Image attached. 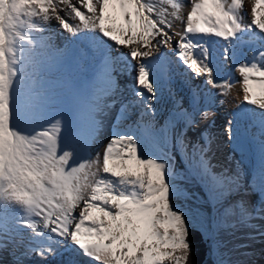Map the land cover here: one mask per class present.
Segmentation results:
<instances>
[{
  "label": "bare ground",
  "instance_id": "bare-ground-1",
  "mask_svg": "<svg viewBox=\"0 0 264 264\" xmlns=\"http://www.w3.org/2000/svg\"><path fill=\"white\" fill-rule=\"evenodd\" d=\"M178 1L134 0L132 6L127 8L120 0L114 9L112 0H61L51 6L49 17L52 20L47 16L42 20L45 30L50 28L45 35L51 38L55 36V49L47 50L50 61L43 68L49 81L48 92L46 96L32 94L33 98L39 99L40 109L31 119L35 126H40L43 121L41 112L60 100V93L51 91L59 87L54 83L61 80L65 82L64 92L71 108V117L59 120L56 125L61 131L64 146L56 149L57 158L53 160L56 168L52 178L47 180L39 172L38 178L21 195L0 190V264H41L42 256L47 254V258H50L51 254L47 252L50 249L49 240L56 243L58 233L63 237V243L58 244L60 249L67 248L73 255V260L66 264H88L90 260L94 263L92 254L97 256L99 264H129L131 259L134 260L133 264H165L166 260L178 264L179 257L183 260L185 242L175 243L174 248H170V255H165L169 239L161 238L158 221L154 220L149 210L145 211L147 204L141 197L142 183L146 177L134 171L138 164L137 157L146 152V157L162 160V149L163 146L168 147L171 129L174 133L171 151L178 153L181 149V124L188 120L190 115L187 113L191 106L198 107L196 90L192 93L190 89L183 90L182 87L183 81L187 87L190 84L192 71L197 75L195 79L198 83L206 81L202 84L207 85L209 92L216 72L223 71L227 77L225 84L214 87L223 90V93L215 94L218 96L215 102L209 100L205 93L199 98L200 109L206 113L199 116L196 124H205L211 109L222 110L233 102H239L240 110L248 108L251 102L264 110V49L255 48L263 53V58L259 59V67H254L241 58L244 47L240 48L239 42L234 46V34L240 32L237 27L244 25L251 39L255 38L264 47V0H229L232 4H228V0H191V3L190 0H182L185 8L192 5L187 21L182 16L186 10ZM234 1L237 2L235 5ZM72 8H77L74 14ZM246 14L250 20L248 24L242 18ZM97 15H100L98 20ZM208 17L212 22L206 21ZM169 24L174 25L175 34L179 37L199 34L197 40L204 39V44L196 46L192 54L187 53L184 57L192 60L194 56H200L203 65L210 66L207 74L192 64L189 70L186 69V76L176 75L170 81L148 72L151 57L165 45L169 51L175 47L172 34L165 40L159 36V32ZM212 41L222 44L221 51L218 49L220 53H217L221 63L216 62L212 53L210 57L208 53L195 52L203 45L206 52L210 51L207 46ZM111 50L117 52L116 62L108 57ZM237 57L240 68L231 63ZM113 65L120 70L122 77L112 72ZM236 69L238 72L234 74ZM123 82L126 85H122ZM179 91L186 98L183 102L178 100ZM146 99L149 101L145 106ZM131 102L136 113L132 116V112L130 117L127 104ZM121 110L123 114H120ZM158 110L165 112L161 111L163 114L160 118H152L150 115ZM245 113V110L240 111L246 124L243 126L242 121V127L247 135L248 124H253L256 118L252 107L248 115ZM235 114L233 112V116ZM249 117L255 118V121H248ZM95 118L100 119V124L94 122ZM152 119L154 121L148 123ZM236 122L233 132L239 120ZM115 127H122L121 134L108 133L109 128ZM126 137L129 140L138 137L139 144L130 147L132 159L122 162L119 153L123 148L120 146L127 142ZM234 138L237 139V135ZM131 150H126L128 155ZM128 166L132 169L128 170ZM147 190L151 193L152 187L149 186ZM261 200L264 207V196ZM104 211L107 217L110 216L108 223L99 215ZM124 214H127V218ZM117 216H121L123 222L116 233L110 228ZM139 216L142 217L138 219V229H135L134 221ZM78 219H83L84 223L78 224ZM42 231H47L44 234L50 237H34V234L40 236ZM256 240L259 244L255 251L264 254V221L260 222ZM146 241L147 244H142ZM77 244H80V249ZM84 247L88 254L82 252ZM54 255L53 260L55 257L58 259V253ZM83 256L86 258L83 259ZM174 259H177L176 262Z\"/></svg>",
  "mask_w": 264,
  "mask_h": 264
},
{
  "label": "rangeland",
  "instance_id": "rangeland-1",
  "mask_svg": "<svg viewBox=\"0 0 264 264\" xmlns=\"http://www.w3.org/2000/svg\"><path fill=\"white\" fill-rule=\"evenodd\" d=\"M58 1L61 0H0V190H4L6 193L14 192L17 195L25 193L38 178L39 172L47 180L51 179L56 168L53 164V160L57 158L56 149H61L64 146L61 131L56 128L59 120L71 117V108L64 92L65 82L63 80L54 83L59 87L51 92L60 93V100L55 103L56 105L41 112L40 117L43 121L40 126H35L31 119L32 115L35 116L40 109L39 99L33 98L32 94L47 95L49 81L43 68L50 61L47 50L55 49V36L51 38L49 35H45V31L49 32L50 28L45 30L42 20L51 15V6ZM119 1L112 0L114 9ZM122 1L124 6L129 8L134 0ZM189 2L191 3V0ZM229 3L232 4L228 0ZM178 4L183 9L185 8L182 0L178 1ZM70 5L73 6L72 3ZM191 6L186 7L185 10L187 11L188 8L189 10L182 15L186 21L189 19ZM72 9V14H74L77 8ZM217 11L222 14L221 11ZM99 16H96V20ZM49 18L52 20V17ZM226 18L229 17L226 16ZM242 18L247 20V24L250 23L248 14ZM206 21L212 22L210 17ZM244 27L243 25L237 27V30H244L241 38L243 41H248L249 44L248 46L244 45L247 49L241 53L243 55L241 58H244L246 63L259 67L261 64L259 59L263 58V53L255 48H258L260 44L253 45V39L248 36V28L245 30ZM169 34L174 37L172 44L175 47L172 51V60L176 63L181 62L186 68L191 64L195 67L194 60L189 61L185 57L178 59L179 36L175 34L172 24L165 26L164 30L159 32L160 38L164 40L168 39ZM162 49L167 51L168 48L165 45ZM115 53L117 52L111 50L108 57L117 61ZM214 54H217V49H214ZM216 57L217 55H215ZM251 58H255V60L253 59L255 62ZM237 59L234 58L231 63L240 68V60ZM247 59H250L249 62ZM122 60L125 59L122 58ZM114 66L116 65L112 66L114 74L122 77L120 70L115 69ZM198 68L207 74L210 66H203L202 63V67ZM238 69L234 71V74H237ZM124 73L129 74V72ZM178 74L183 75V72L177 71L175 75ZM195 77L197 75L192 71L190 84L188 87L187 84L182 86L183 90L190 89L192 93L196 90L198 107L192 105L189 114L187 113L190 115L188 120H184V123L181 124L183 135L182 147L179 152L171 151L174 147V133L171 129L167 139L168 147L163 146L162 149V160L156 161L148 158L146 152L137 157L138 164L134 171L138 175L146 177L142 183L143 195L141 197V200L143 199L142 201L147 204L145 211L149 210L154 220L158 221L161 238L169 239L165 255H170V248H174L175 243L185 242L182 253L183 260L178 256V264H185L188 246L183 239L184 226L190 222L196 223L197 227L209 238L211 251L208 264H264V254L255 251L256 245L259 244L256 240L259 225L261 221H264V207L261 200V197L264 196V110L255 102H251L247 106L248 108L244 109L245 114L248 115L252 107L257 121L256 123L255 118L249 117L248 121L254 120L253 124H256L257 127L248 122L247 135L242 127L243 118L240 116V111L244 112V110L239 109V102H233L231 106L223 107L222 110H219L220 108L216 111L211 109L208 113L209 116L207 115L205 119L206 123L196 124L199 116L206 113L204 109L202 111L200 109L202 105L199 98L205 93L209 100L215 102L218 97L215 94L219 95L223 93V90L214 89L215 86L212 84L210 86L212 90L209 92L207 85L202 84L206 81L198 83ZM123 84L126 85V82ZM180 93L179 91V95ZM185 99L180 95L178 100L183 102ZM146 101L149 100H144L145 106L148 104ZM132 105V102L127 104V107H130L128 113L130 117L132 112V116L136 113V109L132 108ZM220 106L221 104H219ZM113 111L115 110L113 109ZM161 111L165 112L158 110L150 116L154 119L160 118L163 114ZM233 112L236 113L235 116H233ZM120 114H123V110L120 111ZM236 115L240 117L237 118ZM244 119L246 118L244 117ZM232 120L233 122L230 124ZM238 120V126L233 132L234 124H237ZM151 121L154 120H149L148 123ZM94 122L98 125L100 119L95 118ZM187 124L189 128H187ZM228 124L230 125L228 126ZM245 125L243 121V126ZM112 131L121 134L122 127L108 129V133H112ZM236 135L237 139L234 138ZM125 139L127 142L120 146L123 149L121 148L122 151L119 153L120 159L123 158L122 162L132 159L133 152L130 147L139 144L138 137H132L130 140L126 137ZM231 139L234 141L233 143ZM126 150H131L129 155ZM92 157L90 156V158ZM127 169L131 170L132 168L130 169L128 166ZM149 186L152 187L151 193L147 190ZM187 202L192 206L190 207ZM101 213H99L100 217L108 223L110 216L107 217L105 211ZM141 217L139 216L134 221L135 229H138V219ZM75 218L76 216L73 219ZM114 220L110 229L117 233L122 227L123 220L121 216H117ZM46 232L42 231L40 236L34 234V237L48 239L50 236L44 234ZM136 234L140 235L139 231H136ZM57 237L56 243L49 240L50 249L47 252L51 256L50 258H47V254L42 256L41 264H48L50 261L51 264H66L71 261L67 248L60 249L58 245L63 243V237L59 233ZM142 244H147V241ZM64 250H66V254ZM63 252L64 255L61 256ZM57 253L61 257L58 259L56 257L53 260L52 256ZM77 256L79 258L78 254ZM91 256L95 258V261L93 263V260H90L88 263H100L95 254ZM85 258L83 256V259ZM176 260L174 259V262ZM170 261L166 260L165 264H172L173 260ZM131 263L133 264L134 260L131 259L129 264Z\"/></svg>",
  "mask_w": 264,
  "mask_h": 264
},
{
  "label": "trees",
  "instance_id": "trees-1",
  "mask_svg": "<svg viewBox=\"0 0 264 264\" xmlns=\"http://www.w3.org/2000/svg\"><path fill=\"white\" fill-rule=\"evenodd\" d=\"M187 204L190 205V207L192 206L189 202H187ZM183 239L187 242L188 246L185 264H208L211 251L210 241L197 227L196 223L190 222L185 224Z\"/></svg>",
  "mask_w": 264,
  "mask_h": 264
},
{
  "label": "water",
  "instance_id": "water-1",
  "mask_svg": "<svg viewBox=\"0 0 264 264\" xmlns=\"http://www.w3.org/2000/svg\"><path fill=\"white\" fill-rule=\"evenodd\" d=\"M225 81V78L224 76L221 74V73H217L215 76H214V85L215 86H219L221 84H223V82Z\"/></svg>",
  "mask_w": 264,
  "mask_h": 264
}]
</instances>
